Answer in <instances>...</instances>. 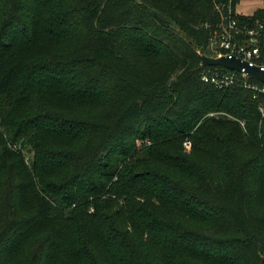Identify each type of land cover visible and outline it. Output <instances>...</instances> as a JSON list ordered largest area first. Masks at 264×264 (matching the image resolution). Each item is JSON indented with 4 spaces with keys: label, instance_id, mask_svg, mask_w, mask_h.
Segmentation results:
<instances>
[{
    "label": "trees",
    "instance_id": "trees-1",
    "mask_svg": "<svg viewBox=\"0 0 264 264\" xmlns=\"http://www.w3.org/2000/svg\"><path fill=\"white\" fill-rule=\"evenodd\" d=\"M238 1L0 0V264H262L264 96L197 53Z\"/></svg>",
    "mask_w": 264,
    "mask_h": 264
},
{
    "label": "built area",
    "instance_id": "built-area-1",
    "mask_svg": "<svg viewBox=\"0 0 264 264\" xmlns=\"http://www.w3.org/2000/svg\"><path fill=\"white\" fill-rule=\"evenodd\" d=\"M223 6L224 4L215 3L219 19L213 25L208 37V48L214 53L211 56H236L250 66L263 67L259 37L264 30V21L260 19L240 20L234 15L229 3L226 12L222 11ZM240 36L243 38L239 39ZM200 77L203 82L217 89L240 86L254 91L253 97L257 94L264 96V82L261 84L250 82L248 78L251 77L244 72V69L240 71L228 69L224 72L207 68L202 70ZM260 110L264 112L263 108ZM184 144L187 146L190 142L185 141Z\"/></svg>",
    "mask_w": 264,
    "mask_h": 264
},
{
    "label": "water",
    "instance_id": "water-1",
    "mask_svg": "<svg viewBox=\"0 0 264 264\" xmlns=\"http://www.w3.org/2000/svg\"><path fill=\"white\" fill-rule=\"evenodd\" d=\"M202 65L206 66H221L231 70L240 71L244 69V72L251 78L264 82V65L260 67L258 65L250 66L244 60L236 56H211L201 53L197 50ZM262 264H264V258H262Z\"/></svg>",
    "mask_w": 264,
    "mask_h": 264
},
{
    "label": "rangeland",
    "instance_id": "rangeland-1",
    "mask_svg": "<svg viewBox=\"0 0 264 264\" xmlns=\"http://www.w3.org/2000/svg\"><path fill=\"white\" fill-rule=\"evenodd\" d=\"M259 7H264V0H239L235 5L234 11L238 15L251 16L254 13V11ZM213 114L217 115V113H213ZM230 118L234 119L232 117H230ZM241 125H243V123H241ZM186 141H188V140H186ZM183 149L185 152L189 153L191 150V142L187 146L183 142ZM25 157H26V159H28V157H30V156H29V154L25 153Z\"/></svg>",
    "mask_w": 264,
    "mask_h": 264
}]
</instances>
